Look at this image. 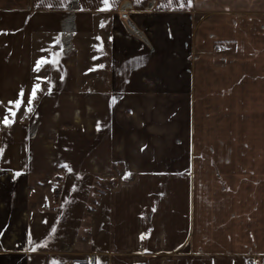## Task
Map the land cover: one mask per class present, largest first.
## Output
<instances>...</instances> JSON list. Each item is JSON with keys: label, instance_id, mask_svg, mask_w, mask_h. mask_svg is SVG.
<instances>
[{"label": "crops", "instance_id": "1", "mask_svg": "<svg viewBox=\"0 0 264 264\" xmlns=\"http://www.w3.org/2000/svg\"><path fill=\"white\" fill-rule=\"evenodd\" d=\"M112 4L101 10V0H0V102L17 122L33 111L26 115L25 107L37 74L49 79L50 63L41 61L36 72V62L51 60L60 37L88 59L81 40L91 27L89 181L100 187L111 180L105 172L118 175L90 211L88 242L67 240L62 200L65 209L39 216L38 224L23 211L10 232L0 226V264H64L55 252L74 244L85 251L84 264H264V0ZM21 88L17 109L9 101ZM212 89L226 98L206 107L201 91ZM47 91L48 80L41 81L34 102ZM31 168L15 166V176L31 182ZM74 218L78 228L82 217Z\"/></svg>", "mask_w": 264, "mask_h": 264}, {"label": "rangeland", "instance_id": "2", "mask_svg": "<svg viewBox=\"0 0 264 264\" xmlns=\"http://www.w3.org/2000/svg\"><path fill=\"white\" fill-rule=\"evenodd\" d=\"M119 27L121 26H115V29H119ZM85 29L87 33L83 35L81 43L83 48L89 51V61L87 62L88 59L86 54H83L84 50L81 47L78 48L76 45L75 48V44L71 43L72 41L67 42L64 37L57 39L49 51L51 59L56 60L57 56L63 57L62 50H68L70 47H74V50L72 53L66 54L64 59L58 61V67H53L50 63L47 68L49 79L54 83L51 91L44 93L42 103H40V99L35 102L32 101L33 111L23 121L17 122V118L14 116V122L8 125L0 123V226L3 225L4 233L11 231L10 225L18 219L23 211L27 215L32 214L33 219L31 221L38 224L41 221L39 216L49 213H52L53 216L58 215L60 208L65 209L66 203L68 211L67 240L69 243L71 239H83L88 242L90 238L88 235L90 232V211L95 208L98 200L102 199V196L108 192L111 183L117 180L116 172H105L103 175L105 179L111 180H107L100 187L92 186L89 181L91 177L89 171L92 164L93 128L91 125V107L86 106L85 103L91 104L93 89L90 85L91 27ZM160 38L158 35L157 37L154 36V41L158 45L161 44ZM117 61L118 67L126 68L125 63H123L124 60ZM132 67L148 69L150 65L139 66L135 63V66ZM94 69L97 71L101 68L95 67ZM81 71L82 73L78 77L77 75ZM36 72H40V70ZM141 74L139 73L138 76ZM37 76L42 77L40 74ZM61 76L63 79H60ZM116 77L131 79V82H135L138 78L132 74L125 76L119 73ZM57 82H61V84L57 86ZM76 83H80L79 86L83 84L85 89H78L79 86ZM94 92H100V88L96 87ZM201 92L206 96L204 100L207 104L206 107L220 104L226 98L225 92L220 89ZM74 99L80 100L82 105L80 104V107L74 106L76 105L73 103ZM81 99H85V101ZM1 104L0 102V121L7 115L3 110L7 108ZM77 109L78 112L75 113ZM207 109L214 110V108ZM198 110L197 107V114ZM7 116L9 120H13L11 112ZM40 119L42 121L45 119V122ZM46 122H49L52 128L51 136L48 133L49 125L47 126ZM96 132L103 133L102 125L99 128L96 127ZM43 163L53 167L43 170L41 169ZM29 165L32 167V171H27L26 174L28 172L33 174L31 182L27 181L29 180L28 175L25 179L22 176H15V166L16 168L27 169ZM72 179H77L78 185H69ZM81 180H85L83 186L80 185ZM62 200L66 202L60 207ZM83 209L84 212H82ZM76 214L82 217V220L81 218L78 219L81 220V226L78 228L74 218ZM51 221L53 234H56L58 230L54 227L55 220L52 219ZM80 242L82 243V241ZM58 252L55 253L60 254L64 264H84L85 262L82 260L85 257V251L77 249L75 244L73 248L65 247L62 252Z\"/></svg>", "mask_w": 264, "mask_h": 264}, {"label": "snow or ice", "instance_id": "3", "mask_svg": "<svg viewBox=\"0 0 264 264\" xmlns=\"http://www.w3.org/2000/svg\"><path fill=\"white\" fill-rule=\"evenodd\" d=\"M136 2L139 3V0H136ZM191 2H192V0H187V4L189 6L191 5ZM101 3L104 6L101 10H109L113 6L112 0H101ZM180 6L181 7L184 6L183 3H181ZM57 39H59V38H57ZM109 39H111V38H109ZM41 61H44L46 63H51L53 67H58V62L56 60H54V59L50 60L48 57H41L40 60H38L36 62V65L34 66V70L35 71H39V67L41 65ZM60 79H63V77L61 76ZM44 80H48V90H49V92L51 91V87H52L51 80H49L48 77L37 76L36 77V82H34L32 84L30 93H29V95L27 97L28 103H27V106L25 107V111L26 112L31 110L30 106L32 104V101L37 96L38 90H41V81H44ZM23 97H24V89L21 88L20 92H19L18 99L14 100V101H9V104L16 105V108L18 109L19 106L21 105V103H23ZM113 99H115V97ZM7 111L11 112L13 114V120H9L8 116L6 115L4 117V119L2 121H0V123H3L4 125H8V124L14 122L15 113H14L13 109L12 108H8ZM98 127H99V125H98ZM69 171H71V169H69ZM144 235L145 234H143V233L141 234V239L144 238Z\"/></svg>", "mask_w": 264, "mask_h": 264}]
</instances>
